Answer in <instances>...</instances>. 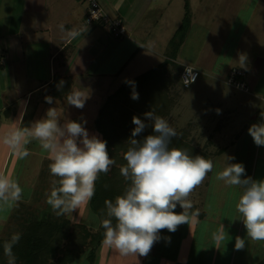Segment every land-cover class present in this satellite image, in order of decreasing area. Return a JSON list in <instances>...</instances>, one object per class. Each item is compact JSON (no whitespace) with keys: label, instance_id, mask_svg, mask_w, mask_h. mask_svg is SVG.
<instances>
[{"label":"crops","instance_id":"crops-1","mask_svg":"<svg viewBox=\"0 0 264 264\" xmlns=\"http://www.w3.org/2000/svg\"><path fill=\"white\" fill-rule=\"evenodd\" d=\"M97 1L108 18L120 21L125 29L124 37H113L101 21L86 24L85 0H0V136L13 127L30 126L44 118L48 109L55 108L61 123L65 120L79 122L80 118L86 122L84 126L90 135L101 138L94 127V118L101 108L100 103L103 104L112 91L111 94L116 92L118 85L160 67L165 75L172 72L173 65H188L199 70V77L207 74L208 80L199 81L195 88H186L191 90L188 95L181 92L176 82L177 87L175 84L168 94L173 106L180 97L187 99L190 95L184 111L188 106L192 108V121L188 122L191 134L207 131L205 139L210 141L211 153L221 149L209 160H216L226 152L240 163L241 156L246 154L242 179L264 180V146H256L247 132L252 124L261 123L264 115V20L261 21L264 0ZM184 19L187 26L179 46L175 47L171 41L176 38L175 42L178 41L177 31ZM73 30L79 35L69 38L67 32ZM241 55L245 57L243 62L239 59ZM231 62L234 66L229 68ZM234 68L243 71L241 80L248 90L237 91L242 95L238 98L233 92L227 91L224 95L220 88L227 86L224 78ZM118 76L116 91L98 92L90 88L96 85L93 80L112 81ZM61 81L63 86L58 87ZM201 82L205 83L201 85ZM201 86L207 87L206 90H200ZM77 91L87 95L83 108L67 103L68 95ZM204 94L205 100L200 101ZM218 95L225 99L220 100ZM45 97H52L54 102L46 103ZM215 132L230 137L228 142L216 145ZM26 147L29 155L21 158L0 143V174L10 176L19 185L21 182L32 184L39 166L50 163L47 153L39 152V142L32 140ZM29 156H32L30 162ZM220 166L224 168L223 163ZM208 176L209 173L206 178ZM237 189L231 204L225 201L228 196H222V192L219 211L207 221L209 226L212 223L210 229L202 225L205 219H210V208L202 197L199 206L202 216L196 215L198 209L189 214L188 224L176 229L182 230L181 235L161 230L159 241L144 257H121L111 249L105 256L110 258V263L106 264H260L264 241L247 236L242 217L235 210L242 193L240 187ZM33 193L41 196L31 187L23 191L22 199L31 198ZM221 208L225 215L220 213ZM9 211L11 209L5 208L0 214ZM175 211L179 214L182 209ZM190 233L198 238L197 245L193 241L192 246H187L192 241ZM237 238L245 241L239 250L235 248ZM168 239L174 242L172 251L166 248ZM105 257L96 258L95 264H105Z\"/></svg>","mask_w":264,"mask_h":264},{"label":"clouds","instance_id":"clouds-1","mask_svg":"<svg viewBox=\"0 0 264 264\" xmlns=\"http://www.w3.org/2000/svg\"><path fill=\"white\" fill-rule=\"evenodd\" d=\"M64 31V25H59ZM79 35L75 30L67 32L69 38ZM242 62L245 57L239 58ZM192 70L186 68V73ZM194 76L183 79L185 85L193 83ZM132 87L131 99L138 100L135 82L125 81ZM63 81L58 87L63 86ZM87 95L79 91L67 97V103L83 108ZM46 103H53L52 97H45ZM219 112V110H217ZM144 119L133 116L135 126L129 138L130 147L123 155L126 162L119 168L120 174L128 181L123 195L114 200H105L106 218L101 220L104 246L114 249L121 257L147 256L153 245L159 241L161 230L172 233L181 224H188V210L192 202L190 194L213 170V162L201 155L190 156L186 151L169 147L177 135L174 128L161 116L149 111ZM261 123L252 124L247 132L256 146H264V115ZM86 122L65 120L61 123L55 108L47 110L45 117L25 127H13L2 136L0 143L18 157L29 155L27 145L35 140L47 153L49 173L56 179L47 194L46 203L56 215L73 213L80 205L91 201L95 194V182L100 174H107L116 163L109 156L107 142L97 135H90ZM147 128L152 134L136 139ZM224 168L215 178L226 186H238L242 193L237 198L235 210L241 215L247 236L264 241V180L255 181L245 176L241 163H230L234 157L223 155ZM23 196V189L10 176L0 174V210L11 209ZM179 206L182 211L177 214ZM6 217H0V221ZM115 220V223H113ZM221 229L223 226L221 225ZM15 233L4 243L8 264H16L12 252L20 240ZM222 239V236L218 237ZM245 241L237 238L235 248L244 247Z\"/></svg>","mask_w":264,"mask_h":264},{"label":"trees","instance_id":"trees-1","mask_svg":"<svg viewBox=\"0 0 264 264\" xmlns=\"http://www.w3.org/2000/svg\"><path fill=\"white\" fill-rule=\"evenodd\" d=\"M186 19L182 23L181 27L178 29L177 33L179 34L178 41H171L174 43L173 46H179V41L181 42L183 33L186 29L187 24L185 23ZM171 74H165L162 81L157 83L155 86H149V75L151 73L147 72L142 76L138 77L136 80H131L135 82V91L139 93V99L133 100L131 99L132 87L130 86L129 90L126 91V87L128 84L120 86L116 92H114L111 96H109L104 103L102 104L97 118L94 120V127L96 131L99 133L100 137L104 141H110L111 143L107 146L109 151V156L111 159L118 153L119 151H124L131 146L129 142V138L131 137V131L133 127L132 117L136 116L144 119L143 114L149 111L154 112L156 115L164 117L167 115L170 104L172 100L169 97V89L172 88L176 82H178V75L181 71V67L177 65H173V69H171ZM172 75V76H170ZM139 85V86H137ZM125 89V90H124ZM126 91V92H124ZM117 99L119 102L123 103V107L121 110H114L111 102L114 99ZM177 135L172 138L169 147H175L181 150L186 151L190 156L201 155L205 159H208L221 152V149H218L217 153H207V147L210 145V141H206V144L202 148H198L190 144L187 141V134H189V125H186L183 128L175 130ZM152 134V131L151 133ZM149 135V134H148ZM145 136V134H144ZM143 135L136 137L138 140L144 137ZM127 144V146H125ZM123 164L126 163L123 159ZM121 164V165H123ZM113 166L107 174H100L97 181L95 182V194L92 197L91 201L88 202L89 210L92 208L96 210V207L99 208V211L105 208V200H114L116 196L123 195L128 181L122 176L121 180L113 179L111 177L113 174ZM114 173V172H113ZM47 197V196H46ZM45 197V209L51 207L46 203ZM177 208H180L177 206ZM43 210L44 215L42 217H37L32 223V226H28L29 228H25V231L20 234V240L17 244L14 245L12 252L16 257L17 264H51L47 262L48 259L56 256V253L59 251L62 255L61 257L56 258L59 264H68L77 258L76 256L79 253H82L80 250L81 246L84 245L85 238L88 233L85 232L84 236L75 234L76 229L83 231L84 227L73 226L72 234L68 239V247H63L60 249V238L61 235L66 232L68 229V224L65 220L55 219L54 215L53 219H49L51 217L46 214L48 210ZM91 212V211H90ZM194 212V207L188 210V213L191 214ZM202 212L197 213L198 217H201ZM47 216V218H46ZM106 215L101 218V220L105 219ZM100 223V222H99ZM115 223V220H113ZM103 228H99L97 233V239L93 242V245L98 248L103 240ZM75 236V237H74ZM8 240H0V252L4 253V243ZM71 245V247H70ZM5 254V253H4ZM86 256V261L88 264H94V252L93 249L90 248ZM260 264H264V255L261 259Z\"/></svg>","mask_w":264,"mask_h":264},{"label":"rangeland","instance_id":"rangeland-1","mask_svg":"<svg viewBox=\"0 0 264 264\" xmlns=\"http://www.w3.org/2000/svg\"><path fill=\"white\" fill-rule=\"evenodd\" d=\"M263 13H264V11H263ZM263 20H264V16L261 17V21H263ZM171 22H172V20H171ZM262 32L264 34V30ZM176 39H174V41H176ZM167 55H168V53L165 52L164 56L166 58H167ZM232 66H234V62H231V65H229V68H231ZM182 67H181V70H182ZM171 69H172V67H171ZM163 72L164 71L160 67V68L156 69L155 71H153L152 73H150L149 79L151 80V82L149 80V85H151L155 82H158L159 80H162L164 77ZM228 72L224 78L225 80L227 78ZM170 76H172V75H170ZM206 77H208L207 74H206V76L204 74V75H201L200 77H198V79L195 81V83L190 85L189 89L195 88L199 81L208 80ZM178 79H179V75H178ZM111 80L112 81H110L108 79L93 80L92 82H94L96 85H91L90 88L95 89V90H99L98 92H100V91L104 92L106 90L116 91V88L120 87V85H118V87H116V84L118 83V81H120V76H118V78H116V79L112 78ZM225 80H224V83H225ZM205 82H201V85L204 84ZM102 83H106V84H104L102 86H98V84H102ZM177 83H176L175 87H177V85L179 84V83L178 84ZM178 86H179V89L181 90V92L186 94V95H188L191 91L189 89L182 88L180 85H178ZM129 87H130V85H128V87H126V91L130 89ZM98 88H100V89H98ZM206 88L207 87H205V86H201L200 90H206ZM220 88L223 90L224 95H226L227 91H228V92L235 93L236 98L242 97V95L239 92H237L239 90H236L229 85H227V86L223 85ZM176 90H178V88ZM126 91H124V92H126ZM111 93H110V95H108V97L112 95ZM217 94H220V93L217 91ZM217 97L220 98V100H222L221 98H224L223 95H218ZM180 98L181 99L178 100V103L175 106H173L174 105V104H172L173 102L171 103L172 109L169 108V110H170V111H168V113L170 112L169 116L167 117V115H165L163 117L169 123L170 127L174 128L175 130L185 127L186 123L190 122V120L192 121V117H190V112H191L192 108L189 109V106H188V109H186V111H184V109L187 106L186 101H188V99L190 98V95L187 99H186V97H180ZM170 99L172 100V98H170ZM201 100H205V94H204V98H201V96H200V101ZM204 102L202 103L203 106H204ZM102 103H103V101H102ZM111 104L113 106V109L111 111L121 110L123 107V105H122L123 103L119 102L116 98L111 102ZM171 104H170V106H171ZM100 106H102L101 103L99 105V108H100ZM97 116H98V114H97ZM135 116H136V114H135ZM96 118H94V119H96ZM80 120H82V119L79 118L78 121L81 122ZM93 124H94V122H93ZM187 125H189V134H187V141H189L190 144H192L193 146H196L198 148H202L205 145H207L206 139H205L207 136V131L202 132L200 135L197 133L191 134V129H190L191 124L188 123ZM205 125H207V123H205ZM151 131H152L151 128H147L143 133H141V135L144 136V134H145V136H146V135L150 134ZM224 136L225 135H223L221 133L215 132L214 137H213V141H217L215 143L216 145L226 144L230 137L226 138V136H225V138H222ZM241 137H242V135H240L237 140L238 141L241 140L240 139ZM237 140H236V142H238ZM106 142H107V146L111 143L108 140ZM246 142L248 143L249 140H246ZM125 146H127V144H125ZM206 147H207V153H211L212 147L210 146L211 147L210 148L209 145ZM38 150H39V152H44L41 149H38ZM123 152H124L123 150L119 151L113 157V160L116 163L113 165V169H114L113 172L114 173L111 172L113 174V176L111 177V180H113V179H117L119 181L121 180L122 175L119 172V168L125 164V163L123 164V160L121 159ZM236 152H237V150H236ZM243 152L249 153L248 151H245V150ZM223 155H227V153L225 152L224 154H222V156L220 158H216V160L215 159L211 160L213 162V170L211 172H209V176L206 178L207 183H205V181H203L197 188H195L193 190V192L188 197V199L192 202V205H193L192 208L194 207V210L198 209L196 211L197 213H200L199 206H200V203L202 202V197H203V199L206 198L205 204L207 203L209 208H210V212H208V217L210 219H205L202 223V225L206 228V230L210 229L211 225H212V223H210V226H209V223L207 221H210L211 219H213L215 217L214 213L219 211V209L217 207H218V201H219L220 196L222 195V192L224 191V194L222 196H224V197L228 196L226 198L227 200H225V201L227 203L231 204L232 201L235 199V193L234 192H236L238 190L237 186H233V187L226 186L223 181H219L215 178L216 174L222 170V166H220L221 163H223V165L225 166V160H224ZM245 156H246V154H244V156L243 155L241 156L242 160L240 163L243 166H245V162L247 161L244 159ZM27 160L29 162L32 161V156H29ZM229 162L230 163H237V159H235L234 161L231 160ZM121 164H123V165H121ZM43 165L44 164L39 166V169L36 173V175H37L36 179L33 181L32 184L28 185V182L27 183H23V182L20 183V187L23 189V191H25V190L27 191L32 187L33 192H35V191L40 192L41 196L38 195L36 197V195L33 193L31 198L25 199V200L22 199V201L18 202V204H16L14 207L11 208V211L5 213L4 215L0 214V217H6V220L0 221V240H10L11 236L15 233L22 234L25 231V228H29L28 227L29 225L32 226L33 221L35 219H37V217H39V216L42 217V215H44V212H42V211L45 209V206H46L45 197L50 192V189L52 187V183H51L52 180L56 179V178L52 177L50 175L48 165H46V164L44 166ZM45 210H48L47 213H50V215L46 214L47 216L51 217L49 219H53L52 215H54L55 213L52 211V209L47 208ZM2 211H4V209L0 210V213ZM105 212H106L105 208L102 209L101 211H99L98 207H96V210H94L93 208L91 210H89V206L87 203L85 205H80L79 207H77L73 213H66V214L59 215V216L56 214L54 215L56 217L55 219H57V221H59L60 219L65 220L68 224V229L66 230V232L64 234L61 235V238H60V246H59L60 249H63V247L69 246L67 242H68L69 236L73 233L72 232L74 230V229L72 230L73 226L84 227L83 231L76 229L75 234H77V235L79 234L81 236H84L85 232L88 233V235L85 238V241L83 243L84 245H82L80 248L82 253H79V255L76 256L77 258H75V259H77V261L73 260L72 262H70L68 264H88L86 261V256L88 255L87 253H88L90 248H92L93 252L95 253L94 258L105 257V256H108L107 252L111 253V249L104 246L103 244L100 245L96 249L93 245H91L97 239V236H96L98 233L97 228L99 227V222L101 221V218H103V216L105 215ZM220 213L224 214L223 208L220 209ZM47 216H46V218H47ZM174 233L181 235L182 230H177ZM175 234L171 237L175 238ZM190 238L192 239V241L189 242L187 244V246H192L191 243L193 241H195V245H197L198 238L195 236L194 233H190ZM166 243L168 244L166 246L167 249H171V251H172L175 248V245L173 244L174 243L173 240L168 239V241ZM70 247H71V245H70ZM61 255L62 254L58 251L56 253V256L48 259L47 262H49L51 264H59V262H57L58 260L56 258L61 257ZM192 256H193V253H192ZM109 259L110 258L105 257V259L103 260L104 263L105 264L110 263ZM0 264H8V257L3 252H0ZM16 264H17V261H16ZM94 264H95V259H94Z\"/></svg>","mask_w":264,"mask_h":264},{"label":"built area","instance_id":"built-area-1","mask_svg":"<svg viewBox=\"0 0 264 264\" xmlns=\"http://www.w3.org/2000/svg\"><path fill=\"white\" fill-rule=\"evenodd\" d=\"M87 3V14H86V19L85 23L86 24H91L92 22H97L101 21L107 28V31L116 38H122L125 36V29L123 25H121L119 20H111L108 18L105 13L102 11V8L100 7L99 3L97 0H85ZM186 68L191 69L192 72L191 74L186 73ZM199 70L188 65H183L182 70L179 73V79L178 83L182 88H188L190 87L191 84H193L199 77ZM244 73L243 71L239 69H231L228 72L227 78L225 80L226 85H229L233 87L236 90L247 92V87L245 83L241 80L243 77ZM190 76H194L195 80L193 83L189 85H185L183 83V79L190 78ZM262 103L264 107V98H262Z\"/></svg>","mask_w":264,"mask_h":264}]
</instances>
